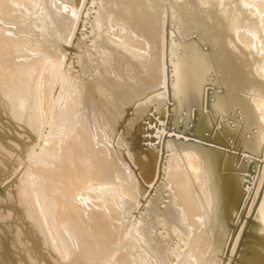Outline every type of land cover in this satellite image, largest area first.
<instances>
[{"label": "bare ground", "instance_id": "obj_1", "mask_svg": "<svg viewBox=\"0 0 264 264\" xmlns=\"http://www.w3.org/2000/svg\"><path fill=\"white\" fill-rule=\"evenodd\" d=\"M111 2L0 0V264H264V0Z\"/></svg>", "mask_w": 264, "mask_h": 264}, {"label": "rangeland", "instance_id": "obj_2", "mask_svg": "<svg viewBox=\"0 0 264 264\" xmlns=\"http://www.w3.org/2000/svg\"><path fill=\"white\" fill-rule=\"evenodd\" d=\"M110 1H112V2H111L112 7L116 4L118 7H121V9L125 7V8L128 10V8H129L128 13L126 14V15H128V16H126V18H127V20L130 18V19L128 20V23L130 22L129 25H131V26H130L131 28H132V27L135 28V29L132 28L133 30H136V28L138 29L139 26L141 27L142 31H141V29L136 30V32L134 31V32H135V36H137V37H133V38H132V36H130L132 40L134 39L133 41L137 42L136 40L138 39V41H139L138 43H139L140 45H142V46H148V43H147V42H148L149 40L152 41V40L154 39V35L159 36V34L157 33V30H156V27H155L153 24H151L149 20H147V19L145 20L146 16L144 15L145 12H148V13L150 12L148 9L152 7V1H153V0H149V1H151V2H149L148 0H143V1H141V0H140V1H139V0H123V1H122V0H120V1H119V0H110ZM114 1H116V3H115ZM117 1H118V2H117ZM121 1L123 2V4H121V3H122ZM124 1H125V2H124ZM134 1H135V3H134ZM136 2H137V3H136ZM138 2H139V4H140V6H138V5H139ZM147 2L150 3V4H148ZM109 3H110V2H109ZM129 3H130V4H129ZM125 4H126V5H125ZM127 4H128L129 6H128ZM135 4H136V5H135ZM137 4H138V5H137ZM147 4H148L149 6H147ZM116 5H115V7H113L114 9L117 8ZM130 5H131V7H130ZM132 5H133L134 7H133ZM126 6H128V7H126ZM143 6H144V9H146V10H143ZM150 6H151V7H150ZM138 7H139V8H138ZM140 7H142V8L140 9ZM145 7H146V8H145ZM125 8H124V9H125ZM131 8H132V9H131ZM134 8H135V9L137 8V9H136L137 12L135 11ZM124 9H123V10H124ZM132 10H133V11H132ZM131 11H132V12H131ZM134 11H135V12H134ZM141 11H142V12H141ZM159 11H160V13L162 14V9H161V10L159 9ZM138 12H139V14L141 13V14H140L141 16H140L139 14H137ZM241 12L243 13V11H241ZM130 13H131V14L133 13V14H135V15L133 16V14L131 15ZM242 13H241V14H242ZM244 13H245V12H244ZM244 13H243V14H244ZM142 14H143L144 16H143ZM243 14H242V16H243ZM129 15H131V16H129ZM136 15H137V17H136ZM240 16H241V15H240ZM139 17H140V18H139ZM131 18H132V19H131ZM133 20H134V21H133ZM138 20H139V21H138ZM141 20H143V21H141ZM145 21H146V22H145ZM134 22H135L136 26H135ZM136 22H137V23H136ZM139 22H140V24H138ZM142 22H143V23H142ZM141 23H142V25H141ZM138 25H139V26H138ZM147 25H150V26H152L153 28H151L150 26H149L150 28L148 27V29L145 28V26L147 27ZM143 26H144V27H143ZM140 27H139V28H140ZM143 29H144L146 32H145V31L143 32ZM151 30H153V31H151ZM138 31H139V32H138ZM140 31H141V34H140ZM155 32H156V33H155ZM144 33H145V35H144ZM147 34L149 35V37H148ZM140 35H142V37H141ZM256 36H258V35H256ZM144 37H145V38H144ZM146 37H148L149 39L146 38ZM258 37H259V36H258ZM258 37H255V39L258 38ZM135 38H136V40H135ZM141 38H142V39H141ZM139 39H141V41H140ZM144 39H146V40H148V41H146V40L143 41ZM258 39H259V38H258ZM144 42H146V43H144ZM254 52H255V51H254ZM257 52H259V54H258ZM263 52H264V51H256L257 54H256V53H255V54L258 55V56L263 57V56H262V53H263ZM260 54H261V55H260ZM263 55H264V54H263ZM144 62H145V61H144ZM151 70H152V68L150 69V71H151ZM146 71H147V70H146ZM150 71L148 70V72H150ZM51 85H52V86H51ZM51 85H50L51 88L49 87V90H50L51 96H53L52 94H54V93H52V92H53V90H54V85H53V84H51ZM99 87H100V86H98V88H99ZM52 89H53V90H52ZM99 89H100L101 92H103V93H102V96L104 95L103 98H104L105 100H107L108 102H112V101H113V96H112L111 94H107V96H106V94H105L104 91L102 90V87H100ZM51 91H52V92H51ZM158 93H159V92H158ZM105 97H106V98H109V99H106ZM148 98H149V97H148ZM263 134H264V130H263ZM262 148L264 149V144H263ZM263 149H262V151H263ZM262 151H261V152H262ZM261 152H260V156H259V157H262V159H263V163H262L261 165H262V167H264V166H263V164H264V153H261ZM261 155H262V156H261ZM250 162H251V163H250V165L248 164V168L252 170L253 168H251V167H253V166L255 165V163H252V161H250ZM61 258H62V257H61Z\"/></svg>", "mask_w": 264, "mask_h": 264}, {"label": "water", "instance_id": "obj_3", "mask_svg": "<svg viewBox=\"0 0 264 264\" xmlns=\"http://www.w3.org/2000/svg\"><path fill=\"white\" fill-rule=\"evenodd\" d=\"M196 122V121H195ZM186 127L187 128H190V130H197L198 131V126L195 124V123H193L192 121L191 122H187L186 123ZM134 130V126H133V129L132 130H129L128 129V137L130 136V135H132L133 133H136L137 131H133ZM138 133V132H137ZM216 136V133L214 132L213 133V137H215ZM126 138V140L127 141H129L130 139L129 138ZM262 194V193H261ZM260 194V195H261ZM260 195H259V193H258V198L260 197ZM257 198V199H258ZM250 218V217H249ZM254 231V230H253ZM245 239V236H244V229L242 230V232H241V234H240V237H239V240H238V242H237V248H236V251H237V249L239 250L238 252L239 253H237V257H240V255L242 254V252L244 251V245L241 243L243 240Z\"/></svg>", "mask_w": 264, "mask_h": 264}]
</instances>
